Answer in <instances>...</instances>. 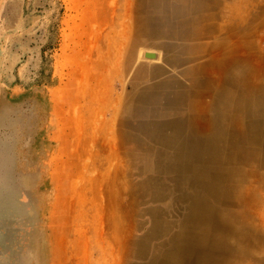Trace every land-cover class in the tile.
<instances>
[{"label": "bare ground", "instance_id": "6f19581e", "mask_svg": "<svg viewBox=\"0 0 264 264\" xmlns=\"http://www.w3.org/2000/svg\"><path fill=\"white\" fill-rule=\"evenodd\" d=\"M257 2L264 5L222 0L199 30L186 21L191 0H161L159 34L176 48L186 44L173 62L194 65L187 71L192 85L185 90L173 79L148 85L139 78L148 68L139 67L129 93L114 100L106 93L80 122L92 121V129L83 133L85 143L80 134L74 144L73 156H83L77 166L89 176L77 188L87 203L84 184L93 182L95 210L108 212L106 232L97 239L92 232L102 245H78L77 264H110L112 255L122 264H264V53L253 42L261 20L251 14ZM141 10L138 3L125 59L115 64L119 78L143 42ZM104 59L102 69H111V50ZM84 245L92 249L83 252Z\"/></svg>", "mask_w": 264, "mask_h": 264}, {"label": "rangeland", "instance_id": "374dc122", "mask_svg": "<svg viewBox=\"0 0 264 264\" xmlns=\"http://www.w3.org/2000/svg\"><path fill=\"white\" fill-rule=\"evenodd\" d=\"M160 2L0 0V264H77L78 245L92 240L102 245L94 239L106 232L102 226L108 211H96L100 207L91 192L93 182L84 184V190H90L89 202L82 203L77 186L89 176L84 166H77L83 156L72 152L78 135L85 143L83 133L92 129L91 120L85 127L80 122H88L106 93L110 100L129 93L140 64L171 68L168 62L180 58L179 49L186 44L176 48L172 38L159 34ZM221 2L191 0L194 12L186 13L187 23L199 30L207 27V17ZM138 3L143 42L133 68L119 78L115 64L125 59L124 45L132 39ZM255 5L251 14L261 24L254 30L253 42L264 53V5ZM110 50L114 64L103 70L106 59H102ZM147 54L155 58L150 61ZM187 68L194 65L182 67ZM90 102L92 109L86 112ZM106 116L110 119L111 113ZM63 192L67 195L61 198ZM89 229L91 233H86ZM109 263L122 261L112 255ZM146 263L129 260V264Z\"/></svg>", "mask_w": 264, "mask_h": 264}, {"label": "crops", "instance_id": "0c3cea01", "mask_svg": "<svg viewBox=\"0 0 264 264\" xmlns=\"http://www.w3.org/2000/svg\"><path fill=\"white\" fill-rule=\"evenodd\" d=\"M168 64L172 69L169 67L165 68L159 65H150L147 63L140 64L135 71L134 78L136 77V74L139 71V67H147L148 69L146 70V72H144L143 75L139 77V78H142V82L144 83L146 82L148 85L154 86L155 84H158L161 82L164 83V81H167L168 79H173V80L180 82L183 85L185 90H189L192 85L191 81L188 80L189 76H187V71L189 70V68H187L186 70L182 69V67L176 68L173 61L168 62ZM196 77H198V75H196ZM134 78H133V81H134ZM142 102L145 103L144 100ZM144 103H142L143 106H145ZM186 110H187V106H185V108L183 107V109L180 111V114L183 116L185 113H187Z\"/></svg>", "mask_w": 264, "mask_h": 264}, {"label": "water", "instance_id": "95a60500", "mask_svg": "<svg viewBox=\"0 0 264 264\" xmlns=\"http://www.w3.org/2000/svg\"><path fill=\"white\" fill-rule=\"evenodd\" d=\"M146 58L154 59V58H155V55H153V54H147V55H146Z\"/></svg>", "mask_w": 264, "mask_h": 264}]
</instances>
